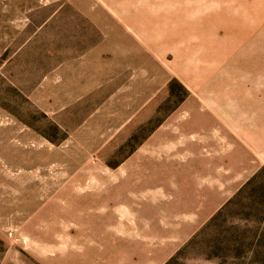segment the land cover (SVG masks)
Returning a JSON list of instances; mask_svg holds the SVG:
<instances>
[{"label":"rangeland","instance_id":"rangeland-1","mask_svg":"<svg viewBox=\"0 0 264 264\" xmlns=\"http://www.w3.org/2000/svg\"><path fill=\"white\" fill-rule=\"evenodd\" d=\"M235 96L264 143V0H0V264H264V165L176 244L197 161L154 199L126 165Z\"/></svg>","mask_w":264,"mask_h":264},{"label":"crops","instance_id":"crops-1","mask_svg":"<svg viewBox=\"0 0 264 264\" xmlns=\"http://www.w3.org/2000/svg\"><path fill=\"white\" fill-rule=\"evenodd\" d=\"M235 99L236 96L235 98L233 97L229 105L228 117L230 120L228 122L230 124L228 126H225L226 121L220 115H217L216 112H194L189 110L187 119L183 120L181 125L176 127V131H171L170 127H168L170 132L178 136L179 141L174 138L175 142L169 145L158 143V149L160 151L162 150L161 153H171L169 156H158L157 158L144 157L142 159L137 157L131 159L126 164L132 165V163L137 162L136 164L142 166L144 163L146 164L148 161H152L158 165L156 170L151 171V169H146L144 171L143 169L144 182L140 178L134 181L141 182V185L144 187L141 189V192H137L139 195L150 194L154 199L155 194L157 196L158 194L165 196L170 193L173 195H178L179 192L183 193L182 188H179L181 184H177V181L181 183L183 176L180 178L177 177L176 179V170L172 168L176 165H190L191 162L195 163L197 161L199 167L198 171L192 176V181L198 192V201H196L195 205H191L187 199L183 198V194L178 196V203L173 201L175 202V211L166 215L167 217H160L163 222H166V220L167 222L176 220L180 224L190 223L193 220L188 217L192 215V211L199 214L207 210L213 211L217 209L223 203L224 199L230 197L233 190L239 187V184L241 185L242 182L247 180L255 172L257 166L264 165V143L261 140L260 143L252 140L249 136L250 132L248 131L244 132L247 135L241 138L237 135L238 133L236 131L239 130L241 125L240 117L243 119L241 121L242 124L247 123L249 126L252 122L250 119L251 116H246V113L240 110L238 100ZM244 115L248 118H244ZM254 128L256 130V120ZM164 130L161 129L157 132L153 136V139L159 136ZM234 133L236 136H232ZM161 142L168 143L166 140ZM219 144H223L224 147L228 146V150L225 148L224 151L220 152L218 150ZM149 145L150 142L147 146ZM172 145L173 147H171ZM167 146L169 148L171 147L169 151L168 149H163ZM237 165H239L238 168ZM127 176L126 178L129 180L131 177L130 175ZM130 196L131 198L134 197L135 193L131 191ZM116 202L115 204H118V202L120 204L124 203L125 200L122 196L121 200ZM100 206L106 207L108 205ZM184 232V226L181 224L174 230L173 237L167 238L170 239V243L174 242L176 244L179 240L184 239ZM167 238H161L159 244H170ZM153 260L155 258L151 256L147 257L145 261L149 262L148 264H152L154 263ZM156 260L155 264H160L159 258Z\"/></svg>","mask_w":264,"mask_h":264}]
</instances>
